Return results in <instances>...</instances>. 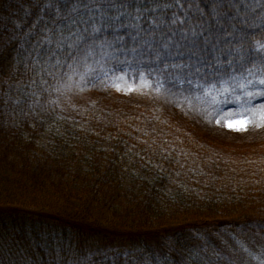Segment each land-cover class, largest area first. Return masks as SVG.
<instances>
[{
	"label": "trees",
	"instance_id": "1",
	"mask_svg": "<svg viewBox=\"0 0 264 264\" xmlns=\"http://www.w3.org/2000/svg\"><path fill=\"white\" fill-rule=\"evenodd\" d=\"M261 69L264 0H0V264H149L127 254L154 247L171 257L154 263L264 264L248 250L264 241V115L213 121L219 145L193 99ZM120 75L159 89L144 113L66 100L73 76L108 92Z\"/></svg>",
	"mask_w": 264,
	"mask_h": 264
},
{
	"label": "rangeland",
	"instance_id": "2",
	"mask_svg": "<svg viewBox=\"0 0 264 264\" xmlns=\"http://www.w3.org/2000/svg\"><path fill=\"white\" fill-rule=\"evenodd\" d=\"M234 79L238 81L239 77L234 78ZM236 81L232 83H225L222 89H217L218 93H214L211 96H212V100L215 102L220 101L221 98L224 97L222 101L225 102L226 107L231 106V104L234 106V109L232 111H229L228 115H224L225 117L224 121L227 123V126L229 128L238 130L241 127H244V126L246 127L249 124V122L258 115L259 112L264 115V108H262V105L258 104L254 106L258 102V100L261 98L258 95L259 93L255 91L258 88H264V75L262 78H257L255 80H246L241 83L242 90L245 89L244 93H248V94H244V97L242 98V100H241V96L234 97L229 94L232 91L233 86L235 85ZM73 82H74V79H73ZM77 91L78 93H89V94H83V95L78 96V98L82 99V100L80 99L81 100L80 102L86 105H89L93 99H97V102H98L97 106L99 108L121 107V106L129 107L130 104L133 102L138 106L139 113L141 114L144 113V109L146 107L142 106L141 104L137 102L142 101V100H145V101L149 100V99L144 98L146 95L152 97L153 95H156L159 93V89L153 86V84L148 80L132 82V80H126L125 77H122L112 87L110 91L105 90L108 92H97L92 88H89V89L83 88ZM240 92L242 93L243 91H240ZM197 99L200 100V97H197ZM213 101H211L210 104L213 103ZM91 104H93V102ZM150 107L160 108L161 111H164L167 109L166 105L162 102H156L154 105ZM217 107H221L219 102H217ZM175 112L176 111L172 109V113L170 115L175 117L174 120L178 119L181 123L184 124V122L182 121V118L179 116H176ZM198 131L200 132L203 131L204 133V134L202 133L203 136L205 135L214 136L212 140H209L210 138H205L206 141H210L212 143L221 145L223 141L227 140V139H222V134H219V131L211 130L207 124H203V125L199 124ZM167 140L171 142V145L174 141H176L175 138H168ZM237 154L241 155L242 153L238 152ZM59 216L64 217L66 216V214H59ZM95 216L96 215L93 214V217ZM94 219L104 221L97 217ZM114 220L115 219H108V221L102 222V224L105 226V229L106 228H110V229L118 228L119 231L128 233V229L124 227H118L117 225H115L113 222ZM233 220H235V218ZM90 222H92L91 218H90ZM235 225H239V223L235 222ZM157 227L158 228L154 227L151 229H147V231L152 232L153 236H158L164 229L167 228V227L163 228L161 222ZM95 228H98V227L94 226L92 229H95ZM134 231H138V230H134ZM167 234H168L167 232H164L162 237L164 238ZM91 245L93 246L94 243ZM79 247L81 248V246ZM140 253L145 257L146 260L148 259L154 260L155 259L154 257H159L162 260L171 259V257L167 256L165 250L158 248V247H154V249L151 252H140ZM127 255H133L134 256L133 258H137L138 253L133 252V253H128Z\"/></svg>",
	"mask_w": 264,
	"mask_h": 264
}]
</instances>
